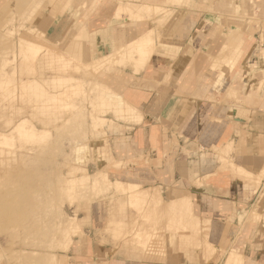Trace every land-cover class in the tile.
<instances>
[{
    "label": "crops",
    "instance_id": "crops-1",
    "mask_svg": "<svg viewBox=\"0 0 264 264\" xmlns=\"http://www.w3.org/2000/svg\"><path fill=\"white\" fill-rule=\"evenodd\" d=\"M253 1L252 15L244 17L242 9L234 14L230 0H104L93 13L92 2L84 9L43 0L37 18L25 24L52 25L50 43H80L87 61L116 65L107 73L118 77L113 87L142 118L119 123L130 131L113 137L120 149L114 146V157L126 165L102 169L113 180L158 187L165 202L189 197L208 249L185 257L171 240L163 255L108 264H264V183H257L264 172V117L251 109L262 103L255 97L264 87L250 73L256 63L264 65V30L253 31L254 20L264 27V0ZM142 3L153 9H141ZM149 30L154 49L137 70L138 54H122ZM240 41L243 55L233 50ZM230 143L220 155L217 148ZM93 206L85 218L102 229L111 212L98 213V201ZM91 264H99L94 256Z\"/></svg>",
    "mask_w": 264,
    "mask_h": 264
},
{
    "label": "rangeland",
    "instance_id": "rangeland-1",
    "mask_svg": "<svg viewBox=\"0 0 264 264\" xmlns=\"http://www.w3.org/2000/svg\"><path fill=\"white\" fill-rule=\"evenodd\" d=\"M41 1L0 0V264H91L93 256L99 264L113 258L148 259L163 255L171 240L185 257L202 256L208 249L189 197L165 202L158 187L113 180L102 169L105 164H125L114 157L119 144L113 137L130 131L119 123L140 122L142 116L113 87L118 77L108 72L116 65L87 61L86 45L64 39L50 43L52 25L25 27L37 18ZM230 1L235 15L239 9L245 10L244 17L252 15L253 0ZM66 3L84 9L91 3L93 13L105 2L63 0ZM9 5L12 12L5 10ZM141 7L153 9L145 3ZM253 24L258 25L254 32H263L259 20ZM244 41L233 49L240 55ZM153 49L154 32L149 30L122 55L138 54V70ZM251 68L262 89L264 65ZM256 95L262 103L251 109L264 117V92ZM229 146L217 148L218 153L226 154ZM249 178L255 179L251 174ZM258 178L261 186L264 172ZM96 201L98 213L111 212L100 223L102 229L85 218ZM83 236L86 243H77Z\"/></svg>",
    "mask_w": 264,
    "mask_h": 264
},
{
    "label": "bare ground",
    "instance_id": "bare-ground-1",
    "mask_svg": "<svg viewBox=\"0 0 264 264\" xmlns=\"http://www.w3.org/2000/svg\"><path fill=\"white\" fill-rule=\"evenodd\" d=\"M88 174H89V173H88ZM121 182H122V181H121ZM118 184H119V183H118ZM81 238H82V239H81L80 241H77V243H82V244H83L84 242L86 243V239H87V238H85L84 236L81 237Z\"/></svg>",
    "mask_w": 264,
    "mask_h": 264
}]
</instances>
